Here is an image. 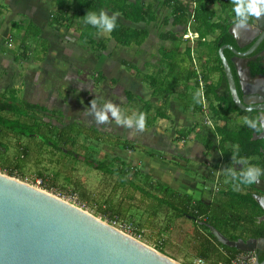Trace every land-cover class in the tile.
<instances>
[{"label": "rangeland", "instance_id": "obj_1", "mask_svg": "<svg viewBox=\"0 0 264 264\" xmlns=\"http://www.w3.org/2000/svg\"><path fill=\"white\" fill-rule=\"evenodd\" d=\"M63 2L64 5L62 7L66 10L67 14L70 15L61 16V14H57L55 18H51V23L58 33V28L62 25L63 19L70 22L73 21L70 16H75V5L77 6L79 0H66V2ZM150 4H152L151 12L155 16L148 25L150 29L149 33L152 34L156 27L162 29L166 27L167 20L171 15V8L164 6L160 0H153V3ZM145 5H148V2H146ZM164 16H167L165 17L166 23L163 21ZM118 19L124 22L122 17L119 16ZM144 25V23L139 24V26ZM70 33L64 30L62 37L64 36L68 39V46H70L74 52L78 51L81 54L80 60L76 61V64L71 67L66 64V66H62V71L64 72L57 76L52 74L50 70L52 66L48 65L45 60H56L58 55L63 54L60 48L56 49L57 45L55 47L52 46V54H47L42 50L44 44L40 37L35 38L33 35L26 34V38L29 41L28 56L32 59L33 63H38V59L40 57L43 58L41 60L42 67L45 65L48 69L45 79L41 75H36V80L43 79L42 83L45 89L52 88L55 85L54 89H59L57 92L67 104L66 110L69 109V112H72V118L66 116V118H64L66 120L65 122L71 120L81 121V119L84 118L85 123H96L93 115H85L86 109L90 110L91 108L90 102L92 100L88 98L89 95L95 97L94 95L96 94L98 96L96 100L98 107L102 106L104 103L111 102L117 105L125 115L132 116L134 113L139 114L142 105L146 101L151 100L152 103L155 104L154 106H159L162 100L159 95L164 94L163 89H171L175 82L178 83L179 76L175 70L170 71L169 74L168 71L165 74H154L150 72V65L138 64L140 59L138 56L135 57V52L137 50V45L135 44L124 47L119 46L114 42L115 40L110 34H102L99 31H94L92 27H89L88 33L85 34L89 37L86 39L75 38L71 36ZM153 35L149 36L143 45L145 53L143 57L149 62L151 51L154 50L151 49L152 45L150 43L157 40ZM191 35L193 36L194 32H191ZM17 36L19 37L17 40H21V36H19V34H17ZM48 41L49 45H51L50 39ZM98 42L101 43L99 46ZM166 43L172 44L170 41L162 42L161 46H165ZM12 45V49L9 48L10 51H16L19 48L16 40L12 42ZM122 51L125 57L122 55ZM104 52H106V55ZM171 57L173 56L162 57L161 66L166 67V69L169 68V63L175 61V58ZM122 58H127L133 65H129V68L122 63ZM30 65L31 67L33 66V64ZM36 65H39V63ZM20 67L21 69L24 68L23 66ZM192 67L194 68L195 65H192ZM131 68L134 69L136 76L141 73H150V78L154 77L157 79L155 86V91L157 92L155 94L160 97L158 100L152 98L150 79L147 78V83H141L140 85L138 83L136 85L134 76L130 74L131 72L129 73ZM196 68L200 70L204 68V66L197 62ZM99 75L106 76V80L101 82V88L93 83L95 78ZM20 81H22V79L19 76L10 83L9 81H0V92L7 93L8 91H3L4 88L11 87L14 82L20 83ZM59 84L61 85L59 86ZM64 86L67 88L65 94H63L61 90V87L66 90ZM34 90L36 89L31 91ZM123 90H130L135 95H140V98L129 101L124 95ZM196 94L197 88L192 85L189 89V95L183 99L186 103H191ZM18 98L22 99V95ZM178 100L177 97L174 99V101ZM55 107L58 106L56 105ZM176 108H178V110L180 109V107ZM155 109L156 108L153 107L152 111L149 112L150 121L153 123L150 122L152 123L150 124L146 120L145 131L137 132L135 136L129 134L135 131V129H128L117 125L109 114V123L98 124L102 130L106 131V139L104 140L102 137L97 139V136H93L95 132H89L91 135H88L90 137L88 140L86 137H84V139L82 136L78 135V142L81 146L78 147V152L91 159H103L104 164H109L116 156L120 157L122 161L140 170V173L134 178L135 182L139 186L150 190L158 197L166 196V193L160 187L159 181L168 185L164 174L169 170L168 159L171 158L178 164L181 162L178 165L179 168L174 167L172 169L175 176L170 183L171 186L176 190L187 192L190 191L188 187H192L194 191L191 194L198 197L199 188L206 185L203 199L209 200V197H211L209 191L213 187L214 179L211 180V175L207 176L208 170L204 168L200 169V166L194 161H190L189 164H186L183 160L173 157L167 152H157V150L154 152L150 151L151 148L149 145L155 142V138H152L153 135L150 134V130H152L153 126L154 128H160L164 133L170 131V136L178 134L177 130H179L176 126H172L173 124H171V122L169 123V121L166 123V121L163 120L157 123L158 117L156 119L153 118ZM4 114L10 118L14 117V115L9 112H5ZM174 114L176 115L177 113L174 112ZM238 121L237 123V120L232 119L228 123V126L231 129H237L241 126V123H243V119ZM177 123L179 122L177 121ZM70 126L71 127H68V131H75V134L81 132L83 129V127L74 125V123ZM208 130H210L208 127L202 126L199 133L202 134L205 132L207 134L205 137L209 138L211 134L207 133ZM212 138L214 139V137ZM126 139L132 143L134 150L123 148V142H126ZM1 141L7 146V151L0 153V173L8 175L7 170L9 168L15 170L14 176L11 177L51 193L89 212L181 264H188V262L195 263V260L199 257L198 241L200 237L205 236L206 233L194 227L189 218L175 217L171 209L165 205H158L155 199L146 197L139 190L133 189L128 185H120L115 174H105L95 169L96 166H92V162H79L75 161V158L63 157L59 152H54L49 145H39L38 143L40 141L36 137L31 138L12 132H6L5 136L1 138ZM214 142H217L216 138ZM24 146L27 147L28 153L20 162L19 158H21V150ZM164 146L165 144H161L160 147ZM67 147H70V145ZM212 151H214V149ZM150 153L155 157L164 155L163 161H160V167L155 159L154 161L150 159ZM219 157L220 156L216 154V158ZM18 163H20L19 168L17 167ZM152 165L156 167L153 168ZM186 165H188V168H191H187L189 173L183 170V167ZM220 172H222V170ZM224 173L225 172L220 174L222 177L218 181L220 182L219 189L229 185L227 184L228 178L224 177ZM145 175L149 177L148 180L145 179ZM131 176L132 175H129L128 177L132 178ZM39 179H41L40 183L37 182ZM44 184H49L51 188H44ZM151 184L152 186H150ZM235 188L239 187L236 186ZM214 260L215 256H211L208 260H204L203 264H214Z\"/></svg>", "mask_w": 264, "mask_h": 264}, {"label": "trees", "instance_id": "obj_2", "mask_svg": "<svg viewBox=\"0 0 264 264\" xmlns=\"http://www.w3.org/2000/svg\"><path fill=\"white\" fill-rule=\"evenodd\" d=\"M66 0H59L57 3L58 11L54 14L56 17L57 14L67 15L66 10L62 7ZM164 6H168L171 8V14L175 15L174 21L176 24H185L187 25L188 20L190 21V16L193 15L191 27L194 24H198L197 31L199 32V37H203L205 34L201 32L200 28L204 32H207L206 29L208 27H212V24H209V18L211 16V11L206 7V3L203 0H164L162 2ZM191 3L193 5H191ZM150 4V3H149ZM145 5L144 3L139 2H130L128 0H79V3L76 8V14H74L75 19H79V22L86 25L84 23V15L87 11H94L99 13V11L104 10L109 15L112 13H119L120 17L125 20L131 22V25L124 24L119 19L117 21V27L114 31L110 33L111 37L115 40L116 44L119 46H128L131 44L141 45L146 38L148 37L149 29L147 26L136 27L134 24L145 23L148 24L155 17L152 12V4ZM207 12V13H206ZM71 18V16H70ZM64 20V19H63ZM56 21V19H55ZM164 22L166 19L164 17ZM63 25V24H62ZM200 26V27H199ZM36 32L33 30L31 34L36 37L39 33L36 28ZM92 30L97 29L92 27ZM223 33L226 35H221L218 39V43L214 47V53L216 54V58L218 61V69L221 71L224 80V91L222 93H216L215 89L211 87V85H206L204 91V97H198L197 99H192L191 103H186L183 99L185 95H179L183 100V108L188 109L192 108L194 112H201L203 109V103L208 102V110L210 111L211 118L214 121H223L221 125H215L213 128V134L218 135L219 139L218 143L214 146V141L211 138H207L203 136V143L207 148V153L209 150L214 149L220 151L222 155V165L225 170L228 167H232L231 156L238 149V156L250 158L251 155L259 152V146L256 145L253 140V132H255L252 128L247 126L246 124H242L238 129H231L228 125V115L232 112H243L240 110L232 101V98L228 91V86L226 84L225 76L223 74L222 64L220 57L218 55L217 50L224 42L232 41L231 36L227 33L226 28H223ZM85 35V34H84ZM168 33H164L162 35V39H168ZM198 37V36H197ZM261 46H264V42ZM166 48H163L165 51ZM166 52H164L163 58L166 56ZM19 58H28V54L26 49L16 56V59ZM192 60V59H191ZM126 66L130 68L129 64L126 63ZM203 70V69H202ZM206 74H202L204 80H207L208 73L212 72V68L209 67L206 69ZM132 73H134V69L131 68ZM205 71V70H204ZM196 70L189 71V75L187 80L191 77H194L196 80ZM147 78L150 79V83H153V88L156 86V78H150V74L147 75ZM196 82V81H195ZM197 83V82H196ZM8 91L7 93L0 92V153H4L7 151V146L1 141L6 134V132H12L15 134H20L23 136H29L31 131H35L34 128L42 123V119L37 115V118L31 117L34 115V108L37 106L31 105L27 102L22 101L17 96V90L12 87H7L3 89V91ZM165 95L168 91L167 89H163ZM166 91V92H165ZM125 94L129 101H134L140 98L139 96H135L131 91H125ZM211 96L214 97L215 101L218 102L216 106L213 104ZM164 97V96H163ZM196 97V96H194ZM90 100H97L96 97H91ZM167 106L168 102L166 99L163 100L159 106L155 109L154 119L157 117L162 119H169L167 114ZM153 105L150 101L144 102L139 113H146V120L150 123L149 112L152 110ZM33 111V113H31ZM203 111V110H202ZM9 112L14 115L13 118L6 116L4 113ZM249 114V113H248ZM71 127V126H69ZM193 129H180L178 131V138H185ZM67 138H69L67 136ZM68 141V139H67ZM123 148L134 150V146L130 141L126 140L123 142ZM48 144V143H47ZM214 146V148H213ZM21 158H19L20 162L24 159V156L27 155V147H22L21 150ZM151 155V154H149ZM117 163H116V162ZM113 164L110 162L109 164L101 163L98 165V169L103 173L107 174H115L120 182V185H128L133 189L139 190L146 197L155 199L158 205H165L172 211H174L175 217H187L192 219V224L197 229L202 230L206 233L205 236H201L198 241L199 244V257L204 260H208L211 256H215L214 264H229L230 260L235 257L238 253L242 252L232 247H228L219 243L215 237L211 234L209 228L204 225V223H208L218 229L224 236L229 239L235 240L240 237L248 238V237H263L264 236V221H258V216L262 214V209L257 204L255 198L252 194V186L251 185H239V188H235L234 183L230 181L227 186L220 189L218 191L219 199H217V203L209 202L204 203L199 199H195L194 197L173 190L163 182L159 181L160 187L166 193L165 197H158L153 194L150 190L139 186L134 178L140 170L133 167L129 163L122 161L118 156L114 157ZM19 164L17 167L19 168ZM15 170L9 168L7 170V174L9 176H14ZM40 174V173H39ZM41 175V174H40ZM132 175V178L128 176ZM148 176L145 175V179L148 180ZM147 183V182H146ZM152 186V184L150 185ZM44 188H51L49 184H44ZM117 212V211H115ZM194 219L200 220V222H195ZM205 221V222H204ZM264 258V251L259 255V260ZM188 264H194L192 262H188Z\"/></svg>", "mask_w": 264, "mask_h": 264}, {"label": "crops", "instance_id": "obj_3", "mask_svg": "<svg viewBox=\"0 0 264 264\" xmlns=\"http://www.w3.org/2000/svg\"><path fill=\"white\" fill-rule=\"evenodd\" d=\"M58 1L59 0H0V81H7V82L9 81L10 83L14 81L17 76H19L22 79V81H20V83L14 82L11 86L12 88L17 90V96L19 97L22 95L21 100L29 104L35 103V104H40L43 106H49L51 108L56 105H60L61 107L62 106L66 107L67 104L57 92L59 89H56V88L54 89L55 85L52 88L45 89L42 83L43 79L42 80L39 79L38 81L36 80L37 79L36 75H41L45 79V76L48 72L47 71L48 69L45 67V65H43L42 67L41 60L43 58L40 57L38 59L39 65H36L38 63H33L32 59L29 56L27 59L25 58L16 59V56L21 54L25 49L28 54L29 41L26 38V34L31 33L33 30L36 32L35 29H32V28H36L39 33L36 37H40L42 39V43L44 44V47L42 50L44 52H46L47 54H52V50H51L52 46L55 47L57 45L56 49L60 48L61 52L63 53L62 55H58L56 60L55 59L53 61H50V59L45 60V62L48 63V65L52 66V68L50 69L52 71V74H55L56 76L59 75L60 73L62 74L64 72L62 71V66L69 65L71 67L72 65L76 64V61L80 60L79 58L81 54L78 51L74 52L70 48V46H68L69 41L66 37L64 36L62 37V33L65 30L69 33L71 32L70 35L75 38L86 39L89 37L88 35H84V34L88 33L89 26H85L84 24L80 23L79 19L77 20L75 19L73 15H71V20L73 21L70 22L67 20H62L63 25H60V27L58 28L59 29V33H58L56 28L51 23V18H53L54 14H56L58 11V6H57ZM128 1L141 2L144 4L146 2H148V4L153 3V0H145V1L144 0H128ZM163 1L164 0H160V2H163ZM203 1L206 3V7H208V9H210L211 11L212 17L209 18V24L213 25L212 27H208L206 29L207 32H204V30L202 29L203 27L200 28L201 32L205 34L203 37H199L198 35L199 32L197 31V28H196L198 27V24H194L193 27H191L192 23H190V21L192 19L189 17L190 21L188 20L187 23H189V28H191L190 32L197 33V35L193 39L184 38L183 34L186 32L185 28L188 26L185 24L184 25L176 24L174 21V17L177 14L174 15L172 13L170 15V18L167 20V23L164 22L166 23L165 25L166 27L164 29L156 27L153 30L154 35L153 33L152 34L148 33V37L153 35V37L157 39L153 43H150L152 45L151 49H154L151 51V54H150V62L146 60V58L143 57V54H145L143 50V45L145 44L148 37L141 45H137L136 47L137 50L135 52V57L138 56V58L140 59L138 61V64L150 65V68H151L150 72H153L154 74H160V73L165 74L167 71L169 74L170 71H174V70L177 71V75L179 76L178 83L175 82L176 84L174 83L171 89H167L168 91L166 92L165 95H159L162 98L160 104L163 102L164 99H166V101L168 102L166 112L169 116V119H162L158 117L157 123H160L161 121L165 120L166 123L168 121L169 123L171 122V124H173L172 126H176V128L179 130L189 129V128L193 129L187 135L186 139H188L190 143L196 142L198 145L203 144V141H202L203 136L205 137L207 135L205 132L202 134L199 133L201 131L202 126H206L210 129L207 131V133L211 134V137L209 138H211L214 141L215 138L219 139V136L216 134L214 135L213 132L211 131H213V128L215 125L223 124V121L216 122L210 117L211 114H209L210 111L208 110L207 101L203 103V107L205 108L202 109L203 111L201 110V112H194L191 107L188 109L186 108L184 109L183 104H182L183 100L180 98L179 95L181 96L182 94L189 95V89H190V86L192 85L196 86L197 93L199 92L201 94V91L198 88L197 83L195 82L196 81L195 78L191 77L189 80H187L189 71L195 70V67L194 68L192 67V65L194 66L193 59L195 60L196 64L198 62L200 65L204 66V68H202L203 70L200 69L202 74H206L207 68L209 67L212 68V72L208 73L207 80H204L206 82V85L207 84L211 85V87L215 89V94L216 93L218 94L220 92L222 93V91H224L225 83L223 80V75L221 71L218 69V66H217L218 61L216 58V54L214 53L213 50L216 44L218 43V39L221 33L223 32L222 31L223 28H226L227 33H229L228 28L234 24L233 23L234 12L232 11L233 5L231 3V0H203ZM67 15L69 16L70 14H67ZM164 17H167V16H164ZM123 20H124L123 22L124 24L131 25V22H129L128 20H125V19ZM150 23L148 24L144 23L145 24L144 26H147L148 28V25ZM134 26L143 27V26H139V24H134ZM16 31H17V34L21 36V40H17L19 37L17 36ZM164 33L170 34L168 35L167 40L162 39V35ZM27 35H31V34H27ZM49 39L52 43L51 45H49L48 43ZM15 40L19 48L16 51H10L9 48L12 49V46H13L12 42ZM168 41H170L172 44L166 43L165 46H161L162 42H168ZM100 44L101 43L98 42V46ZM163 48H166V50L163 51ZM226 50H229V49L227 48L224 49V55H226L225 57H228L230 55L232 56L231 50H229V52H226ZM164 52H166L165 56H173L171 58H175V61L173 63H169V68L167 69L166 67L161 66L162 57L164 55ZM216 53H218V50ZM104 54L106 55V52H104ZM122 55L125 57V54L123 51H122ZM121 61L123 64H126V63L132 64V62L129 61L127 58H122ZM30 64H33V66L31 67ZM20 66H23L24 68L21 69ZM129 73L134 76L136 85L138 83L140 85L141 83L143 84L145 82L146 83L148 82L147 75H149L150 73L148 74L141 73L140 75H137V76L135 75V72L132 73L131 70H129ZM104 80H106V76L99 75L98 77L95 78L93 83H95L96 86H99V88H101V82H103ZM60 85L61 84H59V86ZM218 85L220 88L216 89V86ZM59 86H56V87H59ZM64 87L66 88V86ZM33 89H36V90L31 91ZM61 90L63 94H65V91H67V88L65 90L63 89V87H61ZM125 91L126 90H123L124 95L126 96ZM127 91H130V90H127ZM204 91H205V88H204ZM156 92L157 91H155V89L153 88V83H151L152 98L155 100H158V98L160 97H158V95L155 94ZM132 94L134 93L132 92ZM187 95H185L184 97H186ZM94 96L96 98L98 97L96 94ZM135 96H140V95L137 94ZM91 97H92L91 95L88 96L89 99ZM176 97L179 99L178 101H174ZM211 99H212L213 104L216 106L218 102L215 101L213 96H211ZM150 102L154 108H157V106H154L155 104L152 103L151 100ZM176 107H180V109L178 110V108ZM174 112L177 114L175 115ZM205 116H207L208 119H210V123H207L206 120H204ZM245 118H246V113L232 112L228 115L227 125L232 119L237 120V123L239 122L238 120L243 119V123H244ZM177 121L179 123H177ZM243 123H241V125ZM150 134L153 135L152 138H155V142L149 145L151 148L150 149L151 152H154L155 150H157V152L162 151V152L168 153L167 148L171 147L170 142L175 143L174 139L178 136L177 134L170 136V131H167L166 133H164L163 130H161L158 127L154 128V126L152 130H150ZM212 137H214V139ZM161 144H165V146L160 147ZM210 151L207 153L208 161L210 160L209 159ZM214 152L216 151L214 150ZM218 155L220 157L219 158L215 157L216 162H219V167H222L221 165L223 162H222V155L220 151H218ZM163 156L164 155H159L155 157V156H152L151 154V157H150L149 155L151 160L154 161L155 159L158 166L161 164L160 161H163ZM146 157L149 158L148 156ZM152 166L153 168L156 167L154 165ZM172 167L173 166L170 163H168V168L172 169ZM168 171L164 174L167 179V181L166 180L165 181L166 183H168V185L171 186L170 183L173 181V178L169 174ZM228 183L229 182H227V184ZM203 186L206 188V185H203ZM214 186L216 189H219L217 185H214ZM172 189L174 188L172 187ZM188 189L192 191V189L190 188Z\"/></svg>", "mask_w": 264, "mask_h": 264}, {"label": "water", "instance_id": "obj_4", "mask_svg": "<svg viewBox=\"0 0 264 264\" xmlns=\"http://www.w3.org/2000/svg\"><path fill=\"white\" fill-rule=\"evenodd\" d=\"M228 32L238 45H242L241 38L249 35L256 38L243 53L231 44H223L218 49L232 101L240 110L264 112V102L255 105L240 98L224 55L226 48L237 58L252 52L264 36V15L251 18L245 28L238 29L233 24ZM256 138L264 139V132L253 133V139ZM255 186L264 192V180L259 179ZM253 197L264 212V195ZM258 220H264V214ZM207 227L219 243L250 252L253 264H264V258L259 260L258 256L264 247V237L232 240L214 226L207 224ZM0 264L181 263L51 193L0 173Z\"/></svg>", "mask_w": 264, "mask_h": 264}, {"label": "flooded vegetation", "instance_id": "obj_5", "mask_svg": "<svg viewBox=\"0 0 264 264\" xmlns=\"http://www.w3.org/2000/svg\"><path fill=\"white\" fill-rule=\"evenodd\" d=\"M228 34L232 37V41L224 42L223 44H231L233 47H235V49L239 53H243V52L247 51L253 45V43L256 40V38L253 39L254 35L252 37L249 35L248 37L241 38L240 42L242 45H238L234 41L233 36L230 33H228ZM223 35H226L225 32H224V34L221 35V38L223 37ZM263 42H264V36L261 39L260 43L257 45V47L252 52H250L248 55H244V56L240 55L237 58L234 56L233 53H231L232 54V56L230 55L231 57L230 56L226 57L227 61L229 62V65L231 67V70H232V73H233V76H234V79L236 82L238 95L240 96V98L247 99L249 102H251V104L254 103L255 105L260 101L264 102V46H261ZM229 50H226V52H229ZM222 69H223V67H222ZM223 74H224V72H223ZM225 80H226V78H225ZM217 88H220L219 85L216 86V89ZM259 89L262 93L256 91ZM31 105L37 106L34 108V115H32L31 117L37 118V115L40 116V118L42 119V123H40L38 126H36L34 128L35 131H31L29 133V136H25V137H31V138L36 137L40 141L38 143L39 145H41V146L42 145H49L53 149L54 152H59L61 154V156H63V157L75 158L76 159L75 161L92 162V166H96L95 169L99 170L97 165L103 163V159L102 160L101 159L98 160V158L91 159V158L85 157L84 155H81L77 150L78 147H81L79 142H78L77 136L79 135V136H82L83 138L86 137L88 140V139H90V137L88 135H91V134H89V132H95V135H93V136H97L98 137L97 139L102 137L105 140L106 139V136H105L106 131L102 130L98 126L97 123H95V124L94 123L93 124L85 123L84 118L81 119V121L71 120L69 122H65L66 120L64 118H66V116L68 118H72V115H71L72 112H69V109L66 110L65 106L61 107L60 105H57L58 107L54 106L51 108L49 106H43V105L35 104V103H33ZM243 111L246 112V118L257 117L261 114H264V112H262V111L260 112V111L254 110V109H252L251 111H247V110H243ZM31 113H33V111ZM72 123H74V125L83 127L81 132H79L81 135L79 133H77L78 131L76 132L77 134H75V131L74 132L68 131V127ZM92 130H94V131H92ZM253 133L259 134L257 132H253ZM67 136L69 138H67ZM67 139H68V141H67ZM252 140L256 145L259 146V152L255 153L254 155H251V157L248 158V161L250 164L258 165L261 168H264V139L263 138L253 139V136H252ZM104 142H103V144H104ZM174 142L175 143L170 142L171 147L167 148L168 154L173 156V157H177V158L183 160L184 162H186V164H189L190 161L196 162L200 166V169L204 168L205 170H208L207 176L211 175V180L214 179L213 180L214 185H217V187H219L220 182H218V181L222 177V176H220V174L225 172V170L223 169V165H221L222 167H219V162H216L215 157H216V153L218 154V150L216 149L215 150L216 152L212 151V149H211V151L209 150L210 151V155H209L210 161H208L207 160V158H208L207 157L208 156L207 148L205 147L204 143L201 145H198L196 142L190 143V141L187 140L186 137L185 138L176 137L174 139ZM216 143H218V140H217V142L214 143V145ZM68 145H70V147H67ZM103 158H105V157H103ZM119 159L122 160L120 157H119ZM168 160H169V163L173 166L172 169L174 167L179 168L178 165L181 162H179V164H178L176 161L172 160L171 158H169ZM98 162H100V163H98ZM115 162H114V158H113L112 163L116 164L117 162L116 163ZM232 167H234L237 171H239L242 166L232 164ZM187 168H188V165L183 167V170H185L186 173H189L188 169H191V168H188V169ZM172 169H169L168 172L172 176V178H174L175 174L172 172ZM221 170H222V172H220ZM99 171H101V170H99ZM207 176H205V177H207ZM224 177L228 178L227 182L231 181L230 177L226 176V174ZM259 179L264 180V176H261ZM214 185H213L212 189L209 191V195L211 196V197H209V200L203 199L204 191L206 190V188L204 186L199 188L198 197L193 196V194H191L194 191L192 189V187H188V188L192 189L191 192L190 191L187 192V191H182V190H176V189H173V190L188 194V195L194 197L195 199H199V200L203 201L204 203L213 202L216 204L217 199H219L218 191H220V190L216 189ZM167 186L172 188L170 185H167ZM233 186L236 187L235 184ZM252 194L253 195L254 194L264 195V192L257 189L255 186V183H253ZM263 214H264V212L262 211V214L260 216H258V219ZM190 220H191V222L193 221L192 219H190ZM194 221L200 222V220L198 221V219H196V220L194 219ZM261 221H264V220H261ZM207 224L208 223H204L205 226H207ZM240 238L248 239V238H255V237L244 238L242 236ZM263 251H264V247L259 250L258 256L260 254H262Z\"/></svg>", "mask_w": 264, "mask_h": 264}, {"label": "clouds", "instance_id": "obj_6", "mask_svg": "<svg viewBox=\"0 0 264 264\" xmlns=\"http://www.w3.org/2000/svg\"><path fill=\"white\" fill-rule=\"evenodd\" d=\"M234 12L233 23L239 28H245L251 18H259L264 15V0H231ZM119 13L109 15L106 11L101 10L99 13L87 11L84 15V23L97 29L102 34H110L117 27ZM186 31V28H185ZM200 93L196 94L194 99L200 97ZM90 110H86L85 115H93L97 124H107L110 117L115 120L116 124L128 129H135L129 134L135 136L137 132H143L146 129V113H134L132 116L125 115L122 110L111 102L97 106V101L92 100ZM251 111V109H249ZM244 124L252 128L255 132H264V114L257 117L245 118ZM238 149L232 154L231 161L233 165L242 166L239 171L234 167L225 169L226 176L238 187L239 185H251L259 182V178L264 176V168L258 165L250 164L245 157L238 156Z\"/></svg>", "mask_w": 264, "mask_h": 264}, {"label": "built area", "instance_id": "obj_7", "mask_svg": "<svg viewBox=\"0 0 264 264\" xmlns=\"http://www.w3.org/2000/svg\"><path fill=\"white\" fill-rule=\"evenodd\" d=\"M191 5H193V4L191 3ZM190 18H193V15H191ZM187 26L188 27H186V32L183 34V37L186 38V39H193L194 37H196L197 33H194V35L192 36L191 32H190V28H189V23L187 24ZM193 63L195 65V70H196V74H197L196 82H197L198 88L201 91V96L203 97L204 96V88L206 86V82L203 79L201 71L198 70V68H196V62H195L194 59H193ZM204 108L205 107H203V109ZM204 118H205L204 120H206L207 123H210V120L208 119L207 116H205ZM40 181H41V179H39L37 182L40 183ZM253 261H254V257H253L252 253H250V252H240V253H238L235 257H233L230 260L229 264H253ZM203 263H204V259L201 258V257H198L195 260L194 264H203Z\"/></svg>", "mask_w": 264, "mask_h": 264}]
</instances>
